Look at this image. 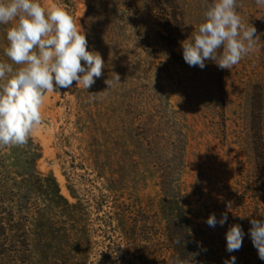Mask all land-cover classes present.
<instances>
[{"label": "rangeland", "instance_id": "rangeland-1", "mask_svg": "<svg viewBox=\"0 0 264 264\" xmlns=\"http://www.w3.org/2000/svg\"><path fill=\"white\" fill-rule=\"evenodd\" d=\"M41 2L73 17L105 67L88 90L74 81L46 92L27 144L0 149V193L10 198L14 182V221H27L25 230L9 229L5 242L26 230L28 238L24 252L0 264H118V250L128 248L174 264L172 251L143 236L133 243V234L127 244L119 229L124 208L150 196L193 209L214 264L232 256L235 264L256 261L249 229L252 218L264 219V6L237 0L242 21L257 29L256 48L221 70L211 61L190 67L180 43L213 0ZM9 26L0 25V61L11 63ZM117 74L109 88L105 80ZM158 211L165 228L168 214ZM225 211L223 226L205 223ZM237 223L242 247L229 253L226 232Z\"/></svg>", "mask_w": 264, "mask_h": 264}, {"label": "clouds", "instance_id": "clouds-1", "mask_svg": "<svg viewBox=\"0 0 264 264\" xmlns=\"http://www.w3.org/2000/svg\"><path fill=\"white\" fill-rule=\"evenodd\" d=\"M256 4L264 6V0H256ZM238 7L237 0H213L207 6L199 27L180 42L185 63L203 69L206 61H211L221 70H231L255 51L257 29L242 21ZM0 25H11L7 27L8 44L4 48L11 63L0 61V149H3L27 144L42 122L46 92L71 88L74 81L88 90L103 75L105 64L100 53L88 49L85 33L59 5L46 8L41 0H0ZM113 80L120 81L119 75L106 79L105 84L111 88ZM227 208L230 210V203ZM227 220L225 211L219 219L215 213L210 214L205 223L214 228L217 224L223 226ZM250 224L252 244L258 257L264 260V219L252 218ZM244 235L240 224L230 225L226 250L238 251ZM175 242L179 244L180 240ZM235 260L232 256L224 264H235ZM175 264H192V258L177 257Z\"/></svg>", "mask_w": 264, "mask_h": 264}, {"label": "trees", "instance_id": "trees-1", "mask_svg": "<svg viewBox=\"0 0 264 264\" xmlns=\"http://www.w3.org/2000/svg\"><path fill=\"white\" fill-rule=\"evenodd\" d=\"M14 185L12 182L9 190L10 198H7L6 193H0V259L24 252L23 246L28 242L27 230L24 232L25 234H22L21 239L16 237L11 242H5L9 229H27V221L24 223L14 221L17 216V209L14 207ZM0 186L3 187L1 181ZM8 201L11 203L10 207L7 205ZM162 202L163 200L150 196L148 201H141L140 206L133 211L130 210L129 205L124 208L119 218V229L122 235L131 240L127 244L133 241L130 235L133 234L135 237L133 243H136V238L143 236V240L150 243L149 246L172 251L174 264L177 257L192 258V264H214L215 261L210 256L213 253L211 248L206 249V240L200 238L201 232L204 231L202 225L194 219L193 209L181 199H171L170 204L165 205ZM159 209L168 214L169 222L165 228L161 226V220L159 221ZM3 213L6 216H2ZM1 217H5L6 220H2ZM177 239L180 240L179 244L175 242ZM117 258L118 264H160L157 260H152L144 254L140 258L130 248L125 251L119 249ZM256 259V261L246 259L236 264H264V260H261L258 255Z\"/></svg>", "mask_w": 264, "mask_h": 264}]
</instances>
